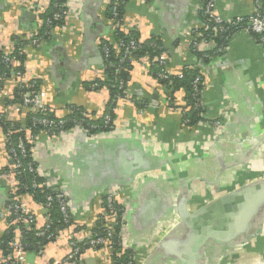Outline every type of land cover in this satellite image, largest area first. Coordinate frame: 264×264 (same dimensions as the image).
I'll return each instance as SVG.
<instances>
[{
  "label": "crops",
  "instance_id": "obj_1",
  "mask_svg": "<svg viewBox=\"0 0 264 264\" xmlns=\"http://www.w3.org/2000/svg\"><path fill=\"white\" fill-rule=\"evenodd\" d=\"M26 1L0 0V48L5 51L14 48L13 37L24 40L38 28ZM69 1L62 38L57 33L38 47L26 46L25 75L41 80L45 103L56 118L68 116L70 105L104 117L109 91L87 85L107 78L99 43H114L109 0ZM200 3L129 0L124 21L141 40L160 39L168 69L179 73L194 60L191 31L202 26ZM216 11L228 20L251 15L254 5L252 0H219ZM204 74L207 120L195 127H181L182 115L171 109L165 87L138 63L115 110L116 131L97 138L42 132L34 144L41 175L67 193L76 225L94 224L107 191L126 190L124 236L135 264H264L263 49L250 33L235 32L225 51L206 63ZM14 87V77L6 80L0 112L9 106ZM183 96L180 92L176 98L179 107ZM214 121H220L218 129ZM9 164L0 128V237L11 199L10 182L2 176ZM22 200L40 222L48 216L29 195ZM207 217L211 221L202 239L201 222ZM67 248L48 245L44 256L32 255L29 263L60 260ZM71 264H106V259L87 253Z\"/></svg>",
  "mask_w": 264,
  "mask_h": 264
},
{
  "label": "built area",
  "instance_id": "obj_2",
  "mask_svg": "<svg viewBox=\"0 0 264 264\" xmlns=\"http://www.w3.org/2000/svg\"><path fill=\"white\" fill-rule=\"evenodd\" d=\"M124 1L125 0H109L108 3L112 17L108 18V22L111 25L113 33L119 29L127 34V36H130V32L133 30L127 28L124 18L122 20L118 19V9L121 7V4ZM218 1L219 0H201L198 9L203 22L201 28H196L191 31L193 37L191 49L193 53H202L203 58L211 59L215 55L221 54L225 51L231 38L230 35V38L227 37V45L223 43L222 45L218 46L215 42L217 34L230 32L233 34L235 32L242 31L250 33L262 47L264 52V0H252L254 11L251 15L237 16L228 20H225L217 13L216 4ZM24 5L35 14L38 25L37 27L40 28L44 23L41 15L45 13L46 9L50 5V0H27ZM56 7L59 6L56 5ZM70 7L71 3L69 0H67L61 9V12H54L53 16L51 18L49 17L45 22L46 25L51 26L55 21H63L62 25L53 29L54 34L59 33L61 35L60 38H62L67 30L66 23L71 15ZM211 26L212 33L208 34L209 37H204L198 31L200 29L209 30ZM24 40L28 42V46L31 47H38L46 42L42 37L38 36V32L25 37ZM144 42V40H135L134 38H130L128 41H118L115 45V48L118 51H122L120 63L122 64L125 61L133 63L134 65L141 63L144 66L145 71L151 76L150 62L156 64L160 68V71L157 75L158 79L168 81V86L161 85L162 87H165L164 89L168 87L169 94H171L173 89V81L171 77L176 76L182 78L183 71L179 73H172L168 69V56L164 47L158 48L160 53L159 55H156L152 61H150L149 56H145L138 59L137 61H134L133 53L141 48ZM101 45L102 44L100 42L99 47L104 58V69L106 70V68L115 67L114 63L111 61V52L109 47L107 45L101 47ZM1 50V62L12 68H15V59L12 56L15 49L13 48L11 51H5L3 49ZM23 52L25 53V49ZM211 54L213 55L211 56ZM189 66L195 69L201 68L200 71L203 73V75H205V64L203 63L202 59H200L198 63L196 60H193V63H191ZM14 81L16 87L24 89V92L21 95V104L14 103L7 106L3 111L0 112V119L13 122L15 116L25 117L27 113H31L33 115L42 114L43 116L51 113L50 109L45 103L47 92L40 79H28L25 75V72H18L16 77L14 76ZM5 83L6 80L4 78H0V91L3 90ZM200 83L203 85V93L204 90L209 86V82L206 78L200 75L194 81L195 87L197 88ZM13 94L14 92L12 91V100L15 98ZM121 99L122 97H119V100ZM169 103L171 109L177 110L181 113V127L185 129L192 127L189 126V121L184 119L185 110L171 101H169ZM202 103L203 102H201V104ZM70 109L71 108H68L69 112L71 113ZM104 120L106 126L110 128L109 132H114L117 130L116 119L112 122L113 124L110 125L111 117L105 114ZM206 120L207 117L205 118V121ZM34 121L35 124L43 125L46 128V130L43 132L48 133L51 137L57 138L67 133L85 134L91 138H97L99 135H101V133L91 134L88 129L82 126V122L78 121H74L76 125L72 129L64 130V125L67 122L65 118H58V120H55L49 119L47 117H40L34 118ZM212 125L218 129L220 127V121H214L212 122ZM0 128L2 129L1 126ZM93 128H95V126H93L92 129ZM31 132L32 131L29 129L26 140L20 139L15 147V145L12 143V131H3L5 150L8 159L10 160V164L7 166V169L5 168V170L2 172V176L7 179L11 185V199L6 205L7 220L4 233H10V230L12 229L14 236L7 243V252L3 253L0 250V264H30L28 260L29 252L26 250L27 246L22 240V229H28L32 225L36 226V236L44 238L47 241V245L40 246L36 256H44L48 245L62 246L65 243V245L68 247V252L62 259L48 261L47 264H71L81 260L87 253H91L92 255L95 254L96 257L105 258L106 264H118V261L121 260L122 256L124 254H128L129 261L127 264H135L134 253L130 249L124 236L126 215L129 207V198L128 196L125 197V189H112L103 195V209L102 213L98 215V217H103L106 224H104V226L98 231L92 230L94 227L89 225L87 226L86 224L85 226L79 225L82 227V229H78L77 225L71 224L66 229L53 231L51 230L52 220L49 215L44 218L43 222H40V220L35 215L34 210L22 200L23 194L16 195L17 191L22 189L21 181L18 179V177L22 176L24 169H28L34 175L36 174L42 176L39 166L37 165V160L33 153L34 144L38 140L40 133L33 135ZM29 143L32 144V147L27 149V145H29ZM28 156L30 157V161L27 166H25L23 164L22 158H26ZM36 187L54 189L55 194L48 195L46 197V202L42 205V207L49 213L54 203H56L63 216L64 223L69 225L70 221L73 219V212L67 193L55 188L53 184L47 180L40 184L34 183L33 188ZM23 188L26 190L24 195H29L33 199V194L29 192V188L27 186H23Z\"/></svg>",
  "mask_w": 264,
  "mask_h": 264
},
{
  "label": "trees",
  "instance_id": "obj_3",
  "mask_svg": "<svg viewBox=\"0 0 264 264\" xmlns=\"http://www.w3.org/2000/svg\"><path fill=\"white\" fill-rule=\"evenodd\" d=\"M129 0H125L121 7L118 9V19L122 20L124 18L125 8L126 4ZM67 2V0H50V5L46 9L45 13L41 15V18L44 20L43 25L40 28H37L36 32H38V36L42 37L43 40L49 41L52 37H54L53 29L56 27H59L63 24V21H55L51 26L46 25L47 19L53 16L54 12H61V9L63 8V5ZM59 6V7H56ZM111 11L110 8L107 11V18H111ZM210 30V31H209ZM209 30L206 29H200L198 30L204 37H209L208 34L212 33V26ZM212 35V34H211ZM232 36V32L230 33H222L217 34L215 38V42L218 46L226 43L227 37ZM130 38H134L135 40L140 39V35L136 31H131L130 36L125 34L123 31L117 29L113 33V39L114 43H111L109 40H101V47L107 45L111 52V61L114 63L115 67L106 68V75L107 78L103 81L97 80L96 82L92 84H88V86L92 87L93 89H100V88H106L110 93V100L107 104L106 114L111 117V123L112 125L113 121L116 119V113L115 110L117 108V104L119 101V97H124L127 93L128 84L130 82L131 74L134 69V64L130 63L128 61L120 63V60L122 58V51H118L115 48V45L118 41L124 40L128 41ZM230 38V37H229ZM12 41L14 43V53L13 58L15 59V62H19V65L15 66V68H12L8 66L7 64H4L1 62L0 59V78H4L5 80H8L10 78L16 77V74L18 72H25V62H26V54L23 52V50L28 45V42L23 40L19 37H13ZM159 47H164L160 39L156 37H151L149 40H146L141 48H139L136 52L133 53V60L137 61L140 58H143L145 56H149L150 61L153 60V58L156 55H159L160 51H158ZM2 54V50L0 48V57ZM214 54V53H213ZM211 54V56L213 55ZM194 60L198 61L202 59L203 63L206 65V63L209 62V58H203L202 53H193ZM188 64L186 67L182 69L183 71V77L179 78L176 76L171 77L173 81V89L172 93L169 94L168 87H166V93L167 97L170 99L172 103H176V98L182 92L184 94V97L182 98V102L180 101V107L185 110L184 119H187L189 121V126L195 127L199 125L200 123H203L206 118V110L204 108L202 102V91H203V85L200 83L197 88L194 85V81L197 79L198 76L202 75L204 78L205 75L200 71L201 68H193L189 66ZM160 71V68L156 65L150 62V72L154 79L158 80L160 84L163 86H168V81H163L158 79V73ZM197 90V91H196ZM199 91V92H198ZM24 92V89H21L20 87H16L14 89V100L7 101L8 105L11 104H21V95ZM201 104V105H200ZM71 109V113L65 117L66 124L64 125V130L72 129L76 124L74 121L82 122V126L89 130L91 134H99V133H106L109 132L110 128L106 126L104 117L95 118L94 115L87 113L80 107H76L73 105L69 106ZM40 117H47L49 119H55L58 120L54 116L53 113L47 114L46 116H43L42 114H36L33 115L31 113H27L25 116V121H5L3 119H0V126L2 127L3 131L11 130L12 131V143L17 145L20 139H25L27 136V132L30 129L32 132L31 134L37 135L43 131L46 130V128L43 125L35 124L34 118H40ZM95 126V128L92 129V127ZM28 142V141H27ZM32 147V144L29 143L27 145V149H30ZM23 164L27 166V164L30 161V157L22 158ZM38 165V164H37ZM21 181L22 189H19L16 193V195L25 194L26 190L23 188V186H27L29 188V192L33 194V200L40 205L45 204L46 197L48 195H54V189H47L45 187H36L33 188L34 183H42L45 181V178L43 176L34 175L31 173L28 169H24L22 172V176L18 177ZM52 220V228L51 230H63L69 227L71 224L76 225L75 221L72 219L70 221L69 225H66L63 221V216L56 205L54 203L52 209H50L49 214ZM92 225L94 227L92 230L98 231L101 229L106 222H104L103 217L99 216ZM78 229H82L79 224H77ZM120 229V228H119ZM22 240L24 244L27 246L26 250L29 252V257L32 255H36L39 251L40 246H45L46 239L37 237L36 236V226L32 225L28 229H22ZM14 232L12 229L10 230V233H4L2 237L0 238V250L5 253L7 252V243L13 238ZM116 248V243H115ZM28 257V258H29ZM129 261L128 254H124L121 258V260L118 261V264H127Z\"/></svg>",
  "mask_w": 264,
  "mask_h": 264
},
{
  "label": "water",
  "instance_id": "obj_4",
  "mask_svg": "<svg viewBox=\"0 0 264 264\" xmlns=\"http://www.w3.org/2000/svg\"><path fill=\"white\" fill-rule=\"evenodd\" d=\"M263 184H261V185H255V186H257V187H260V186H262ZM238 202H240V200H237ZM214 207H215V205H212V206H210V207H207V208H205V209H203L202 210V212H204V211H211V209H214ZM207 216V215H206ZM184 217H185V215H184ZM208 218V220L206 221H204V222H201V224H203V229H202V239H204V237H205V232L207 231V227L210 225V221H211V218L210 217H207Z\"/></svg>",
  "mask_w": 264,
  "mask_h": 264
}]
</instances>
